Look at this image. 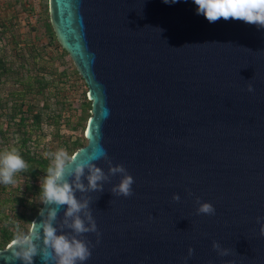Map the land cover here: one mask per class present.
Returning a JSON list of instances; mask_svg holds the SVG:
<instances>
[{
    "label": "water",
    "instance_id": "water-1",
    "mask_svg": "<svg viewBox=\"0 0 264 264\" xmlns=\"http://www.w3.org/2000/svg\"><path fill=\"white\" fill-rule=\"evenodd\" d=\"M47 7L91 102L86 144L73 153L103 148L134 179L128 197L110 191L119 174L101 192L76 193L90 199L99 232L83 234V264H264V28L209 23L194 0ZM95 163L108 172L104 159ZM201 202L214 214L198 213ZM10 244L0 264H20Z\"/></svg>",
    "mask_w": 264,
    "mask_h": 264
},
{
    "label": "clouds",
    "instance_id": "clouds-1",
    "mask_svg": "<svg viewBox=\"0 0 264 264\" xmlns=\"http://www.w3.org/2000/svg\"><path fill=\"white\" fill-rule=\"evenodd\" d=\"M164 2L175 3L177 0ZM194 3L197 13L204 15L209 23L235 19L264 28V0H194ZM248 91H253L251 84ZM45 157L50 162L40 179L39 202L47 207L39 209V222L30 221L26 230L19 220L12 222L11 257L19 260L20 264H33L36 256L40 257L41 264H83L91 256V242L83 234L96 233L98 237L99 232L90 199L87 196L78 198L76 193L101 192L110 176L119 174V182L112 185L110 191L117 196L128 197L132 195L134 179L123 165H113L103 148H97L81 159L64 148L46 152ZM100 159L108 163L107 173L95 163ZM28 169L29 165L16 147L0 149V184L16 186L19 183L17 174ZM172 199L179 201L180 196L174 193ZM197 212L211 215L215 209L211 203L201 202ZM257 219L261 222L260 233L264 235V217ZM213 248L221 255L227 254V249H222L215 241ZM192 253L193 249L189 248L188 255Z\"/></svg>",
    "mask_w": 264,
    "mask_h": 264
},
{
    "label": "rangeland",
    "instance_id": "rangeland-1",
    "mask_svg": "<svg viewBox=\"0 0 264 264\" xmlns=\"http://www.w3.org/2000/svg\"><path fill=\"white\" fill-rule=\"evenodd\" d=\"M46 2L47 0H0V56L12 69L8 74L0 75V79H4L0 86L1 102L9 92L23 88L20 82L15 81L18 78L33 83L34 77L38 75L50 81V85L42 93L35 92L34 84L33 89L22 97L24 102L21 108L25 110L28 106L31 110L24 114L27 125L22 130L30 131L27 142L29 149L40 153H44L43 149H47V152L60 148L67 150L65 141L69 142L84 132V126L76 123L81 114L79 103L87 89L82 78L75 73L69 55L63 53L61 46L45 32L43 18ZM14 34L18 39L13 38ZM43 101L49 105L43 106ZM12 104L9 99L0 112L11 114ZM37 114L40 115L38 121L35 118ZM55 118L57 122H54ZM14 120L17 121L18 116ZM0 128L5 130L4 137L0 135V149L6 146L17 148L21 138L20 127L11 120L8 125H0ZM16 179L19 182L16 186L0 188L1 218L6 213L11 216L14 213L12 202L8 200L17 189L24 186L20 173ZM36 184L40 186V179L36 180ZM39 200L40 196L36 195L30 201L36 204ZM17 207L19 211L23 210L22 206ZM29 208L26 209L27 212ZM27 227L28 225L22 228L26 230Z\"/></svg>",
    "mask_w": 264,
    "mask_h": 264
},
{
    "label": "trees",
    "instance_id": "trees-1",
    "mask_svg": "<svg viewBox=\"0 0 264 264\" xmlns=\"http://www.w3.org/2000/svg\"><path fill=\"white\" fill-rule=\"evenodd\" d=\"M24 8V6H22ZM43 26L45 28V32L49 34V36L54 39L56 42V38L53 32V29L51 27L49 17H48V7L47 2L45 5V16L43 18ZM5 28V27H4ZM7 30V28H5ZM13 38L18 39V36L15 34L13 35ZM18 44L17 42H15ZM58 43V42H57ZM63 53L67 54L65 50H63ZM68 55V54H67ZM22 58H24L22 56ZM71 60V59H70ZM72 61V60H71ZM22 65V64H21ZM12 69L7 65L6 60L2 56H0V75L8 74L11 72ZM75 73L78 75L76 69L74 68ZM79 76V75H78ZM80 77V76H79ZM4 80V79H3ZM3 80L0 79V86H2L1 82ZM15 81L20 82L21 86L23 87L20 91L16 92H9L5 99L1 102L0 100V109L4 108V104H7L10 101L13 103L11 106V114H7V112L3 113L0 112V125H8L10 121H14L16 125H18L20 128L21 138L19 141V144L17 146V149L19 150L21 156L24 158L26 163L29 165L28 171L21 172V176L23 177V183L24 186L21 189H17L16 192L13 194L12 198H10L8 201L12 202V211L14 212L13 215L11 214H5L4 218L0 217V248L4 247L8 242L12 240L13 234H14V225L13 221L19 220L20 225L26 226L29 224L30 221H32L33 217L37 214L39 208L41 207V203L37 202L34 204L32 201V196L39 195L40 196V186L36 184V180L42 179V177L45 175V170L47 166L49 165V159L45 157V153L47 152V149H43L44 153L31 151L29 149V146L27 142L29 141L30 131L27 129L22 130L27 124L26 120L27 117L24 116V114L27 112H31L30 107H26L25 110L21 108L24 100L22 97H24L30 90H32L33 85L35 84L34 90H36V93H42L44 89L48 88L50 85V81L46 80L43 76H35L33 83L29 80H20L19 78ZM87 91V89H86ZM83 95V98L81 102L79 103L81 107V114L78 117V123H81L82 126L85 127L87 118L90 115V106L91 102L87 99L86 96ZM22 98V99H21ZM43 106L49 105L47 102H42ZM18 116V120L15 121V117ZM36 121L40 119V115H35ZM54 122H57L56 118L54 119ZM37 123V122H36ZM85 123V124H84ZM72 128H76V126H72ZM5 130L3 131L0 128V135L4 137ZM86 144V139L84 137V132L79 136L76 137L69 142L65 141L67 151L72 154L76 149L79 147H82ZM0 188L5 189V185L0 184ZM31 206H29V205ZM22 206L23 210L19 211L17 206ZM28 207H30L29 212L26 210ZM0 216H1V210H0ZM27 229V228H26Z\"/></svg>",
    "mask_w": 264,
    "mask_h": 264
}]
</instances>
